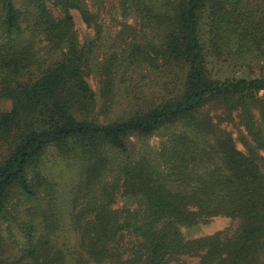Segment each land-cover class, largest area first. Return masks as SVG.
<instances>
[{"label":"trees","instance_id":"1","mask_svg":"<svg viewBox=\"0 0 264 264\" xmlns=\"http://www.w3.org/2000/svg\"><path fill=\"white\" fill-rule=\"evenodd\" d=\"M119 10L0 0V264H264V0Z\"/></svg>","mask_w":264,"mask_h":264},{"label":"rangeland","instance_id":"2","mask_svg":"<svg viewBox=\"0 0 264 264\" xmlns=\"http://www.w3.org/2000/svg\"><path fill=\"white\" fill-rule=\"evenodd\" d=\"M87 2L90 5L91 9L93 11L99 12L102 17V20L104 22L105 35H106L103 44H104V49H107L109 47V44L113 42L114 38L116 37L117 32L122 27L121 21L124 20L120 14L119 0H87ZM74 18H75V25L78 30L79 38L81 42H84L86 38L95 37L94 29L86 25V23L82 20L78 12H74ZM129 22L134 23L135 21L133 18H130ZM151 35L152 34L148 32V36ZM121 49L122 48H119V51H121ZM88 80L91 83L93 89L98 91L100 86L99 78L96 75H91L88 78ZM0 106L2 108H10L11 102L4 101L1 103ZM228 128L234 133L239 148L245 150L242 142L239 139L241 130L233 126H229ZM150 144L155 150H158L160 147V137L157 136L152 137V139L150 140ZM60 181L65 183V180H62V178H60ZM62 191H65V193L64 192L63 193H64V197H66L67 195L66 188L63 189ZM122 203L123 202L119 201V204ZM237 224H238L237 221L231 218L219 216L212 218L208 223L205 224H199L193 227L182 228V231L184 235L187 236L188 238H193V237L214 233L219 230L235 229L237 227ZM196 261L197 259H194L191 262H196Z\"/></svg>","mask_w":264,"mask_h":264}]
</instances>
